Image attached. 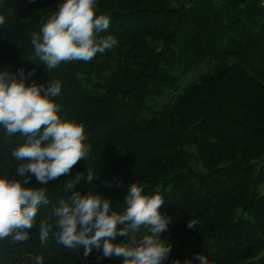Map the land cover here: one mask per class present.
Here are the masks:
<instances>
[{
	"label": "trees",
	"instance_id": "1",
	"mask_svg": "<svg viewBox=\"0 0 264 264\" xmlns=\"http://www.w3.org/2000/svg\"><path fill=\"white\" fill-rule=\"evenodd\" d=\"M63 2L0 0L7 18L0 71L23 68L28 85L59 81L58 115L84 125L91 151L47 185L29 174L25 186L46 188L50 203L40 206L29 240H0V264H35L36 256L43 264H123L122 257L104 258L102 249L85 257L82 247L66 248L54 237L40 242V221L72 194L63 186L77 173L86 176L85 166L99 174L95 187L81 180L75 190L85 195L91 188L113 210H123L134 182L145 194L163 196L159 211L171 219L160 238L173 246L163 264H199L200 253L209 264H264V8L258 0H97V15L111 20L100 36H114L117 45L89 62L47 71L31 60V37ZM200 67L205 71L187 83ZM25 139L0 127V176H16L11 153ZM194 218L199 224L189 229ZM128 241L117 236L114 243Z\"/></svg>",
	"mask_w": 264,
	"mask_h": 264
},
{
	"label": "clouds",
	"instance_id": "2",
	"mask_svg": "<svg viewBox=\"0 0 264 264\" xmlns=\"http://www.w3.org/2000/svg\"><path fill=\"white\" fill-rule=\"evenodd\" d=\"M6 21V16L0 14V27ZM110 23L109 16L97 15V0H64L39 32L32 33L31 60L46 65L47 71L61 63L89 62L97 53L117 45L114 36H100ZM31 75L29 72L28 76ZM60 92L61 84L55 80L45 85L26 84L23 68L18 73L0 71V127L8 135L19 133L26 138L11 153L18 162L16 176H0V240L10 238L14 243L29 240L28 230L33 228L40 206L50 203L46 188L25 186L29 183V174L38 183L47 185L89 158L91 145L85 143L84 125L62 120L58 115L60 108L53 98ZM85 167L86 176L77 173L64 184L63 190L66 193L71 190L72 194L67 200L61 199L53 209L54 223L48 222L52 216L40 221L41 244L54 237L66 248L82 247L85 257L96 248L102 249L104 258L122 257L123 264H163L173 247L160 238L171 219L159 211L163 196L145 194L143 187L134 182L128 187L123 210H113L110 200L91 188L85 195L75 190L81 180L95 187L92 181L99 174ZM17 176L24 179L21 181ZM198 224L194 218L187 227L193 229ZM117 236L129 237V241L114 243ZM194 259L199 264H209L202 253ZM35 264H43V257L36 256ZM173 264L181 261L177 259ZM183 264H193V260H185Z\"/></svg>",
	"mask_w": 264,
	"mask_h": 264
},
{
	"label": "rangeland",
	"instance_id": "3",
	"mask_svg": "<svg viewBox=\"0 0 264 264\" xmlns=\"http://www.w3.org/2000/svg\"><path fill=\"white\" fill-rule=\"evenodd\" d=\"M204 71H205V67L197 68L190 76L186 78V82L189 83L196 80ZM167 95H171L172 98L175 97V94L173 93H168ZM167 95H165L163 98L158 100V105H162V103L166 102V100L169 99Z\"/></svg>",
	"mask_w": 264,
	"mask_h": 264
},
{
	"label": "built area",
	"instance_id": "4",
	"mask_svg": "<svg viewBox=\"0 0 264 264\" xmlns=\"http://www.w3.org/2000/svg\"><path fill=\"white\" fill-rule=\"evenodd\" d=\"M258 4L264 8V0H258Z\"/></svg>",
	"mask_w": 264,
	"mask_h": 264
}]
</instances>
